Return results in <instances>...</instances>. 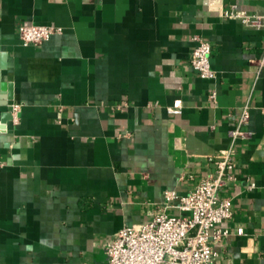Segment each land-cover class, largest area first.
I'll return each instance as SVG.
<instances>
[{
	"label": "crops",
	"instance_id": "crops-1",
	"mask_svg": "<svg viewBox=\"0 0 264 264\" xmlns=\"http://www.w3.org/2000/svg\"><path fill=\"white\" fill-rule=\"evenodd\" d=\"M232 6L264 0H0V264H107L121 226L181 213L164 190L197 184L245 104L213 264H264V28ZM23 24L62 32L24 45ZM195 36L214 78L190 66Z\"/></svg>",
	"mask_w": 264,
	"mask_h": 264
},
{
	"label": "built area",
	"instance_id": "built-area-1",
	"mask_svg": "<svg viewBox=\"0 0 264 264\" xmlns=\"http://www.w3.org/2000/svg\"><path fill=\"white\" fill-rule=\"evenodd\" d=\"M225 15L236 18L247 27L264 28V11L248 10L232 6ZM62 32L52 24H23L19 36L24 45L40 44L52 34ZM197 43L191 50L190 66L202 78H214L211 66V43L195 36ZM264 66V53L259 59ZM211 98L215 93L211 92ZM181 101L174 100L169 110L181 111ZM17 106L12 104L11 117L16 118ZM249 105L242 108L236 126L229 131L228 147L209 157L210 169L186 194L179 195L172 189L163 192V206L175 207L181 213L168 214L155 211L151 220L141 223H126L108 240L103 248L107 264H213L216 253L212 243L219 240L226 230L216 224L232 215L231 198L222 195V190L235 180V142L247 138Z\"/></svg>",
	"mask_w": 264,
	"mask_h": 264
},
{
	"label": "water",
	"instance_id": "water-1",
	"mask_svg": "<svg viewBox=\"0 0 264 264\" xmlns=\"http://www.w3.org/2000/svg\"><path fill=\"white\" fill-rule=\"evenodd\" d=\"M11 93L9 91V94L7 96L8 100L4 102L5 104H8L7 110L3 113L2 121L10 119L11 118V109H12V102H11Z\"/></svg>",
	"mask_w": 264,
	"mask_h": 264
}]
</instances>
